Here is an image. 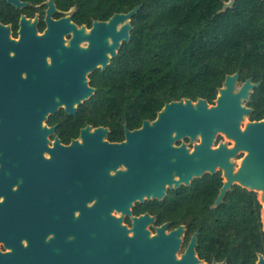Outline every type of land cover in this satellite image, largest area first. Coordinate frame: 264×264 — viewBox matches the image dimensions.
<instances>
[{"label":"flooded vegetation","instance_id":"af4514ba","mask_svg":"<svg viewBox=\"0 0 264 264\" xmlns=\"http://www.w3.org/2000/svg\"><path fill=\"white\" fill-rule=\"evenodd\" d=\"M109 20L80 19L56 0H0V264H230L194 228L199 178L148 180L150 193L134 195L120 174L128 166L87 163L88 133L126 140L94 125L117 56L105 70L94 62L102 39L92 31ZM199 142L174 145L192 153Z\"/></svg>","mask_w":264,"mask_h":264},{"label":"trees","instance_id":"16d2710c","mask_svg":"<svg viewBox=\"0 0 264 264\" xmlns=\"http://www.w3.org/2000/svg\"><path fill=\"white\" fill-rule=\"evenodd\" d=\"M56 0L78 18L108 20L140 10L133 30L110 67L102 73L101 117L109 139L154 121L166 104L205 99L214 105L228 76L240 74L260 84L246 106L250 121L264 119V0ZM194 228L200 243L212 245L230 264H257L264 256L263 205L259 194L238 185L215 208L221 172L195 181Z\"/></svg>","mask_w":264,"mask_h":264},{"label":"water","instance_id":"95a60500","mask_svg":"<svg viewBox=\"0 0 264 264\" xmlns=\"http://www.w3.org/2000/svg\"><path fill=\"white\" fill-rule=\"evenodd\" d=\"M235 1L230 0L226 7L232 6ZM139 10L138 6L129 13L114 14L108 22L95 24L92 34L102 39V54L94 62L101 63L103 70L108 66L109 53L116 57L123 43L130 40L133 30L131 20ZM67 22L64 19L58 25ZM108 38L112 39V45ZM94 67L92 63L87 68L93 70ZM239 79V73L226 78L214 105H210L205 99L196 102H171L165 105L153 122L144 121L140 129L132 131L125 126L126 140L122 143L104 141L108 134L106 128H98L94 133H88L84 145L87 163L128 166L130 171L120 174L133 180L134 195L150 193L144 190L148 180L152 181V187L156 186L154 179L159 178L162 184L171 183L174 175H177L188 183L193 177L202 178L206 174L215 175L221 171L223 186L217 205L235 185L260 193L264 224V119L250 121L253 109L245 104L250 101L252 92L260 84L249 79L240 86ZM246 118L248 122L242 126ZM218 134L225 135L233 142V146L221 143L214 147ZM186 137L194 141L200 139L192 153L185 145H174L176 141ZM73 146L81 145L75 143ZM242 153L245 156L236 169L232 160ZM196 245L197 240L194 237V246ZM257 264H264L263 255L258 256Z\"/></svg>","mask_w":264,"mask_h":264},{"label":"rangeland","instance_id":"374dc122","mask_svg":"<svg viewBox=\"0 0 264 264\" xmlns=\"http://www.w3.org/2000/svg\"><path fill=\"white\" fill-rule=\"evenodd\" d=\"M248 122V118H246L244 120V122L242 123V126H245V124H247ZM200 140V139H199ZM218 143H225L227 145L229 144H233V142L228 139L225 135L223 134H218L217 138H216V147L219 145ZM245 156L244 153H242L238 158L233 159L232 161L236 164V169L239 168V162L243 159V157ZM260 195V193H258Z\"/></svg>","mask_w":264,"mask_h":264},{"label":"bare ground","instance_id":"6f19581e","mask_svg":"<svg viewBox=\"0 0 264 264\" xmlns=\"http://www.w3.org/2000/svg\"><path fill=\"white\" fill-rule=\"evenodd\" d=\"M243 129H244V127H243ZM233 146V145H232ZM247 154V153H246ZM241 163H242V160L239 162V165H241Z\"/></svg>","mask_w":264,"mask_h":264}]
</instances>
